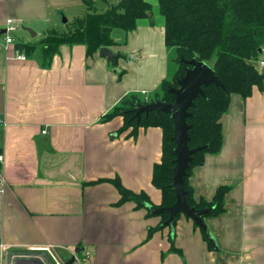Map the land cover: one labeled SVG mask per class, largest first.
Instances as JSON below:
<instances>
[{
	"label": "crops",
	"instance_id": "0c3cea01",
	"mask_svg": "<svg viewBox=\"0 0 264 264\" xmlns=\"http://www.w3.org/2000/svg\"><path fill=\"white\" fill-rule=\"evenodd\" d=\"M86 13L82 0H0V264L23 254L38 256L27 264H264V81L245 100L231 96L220 151L188 179L195 201L229 187L224 212L203 218L214 245L184 215L173 232L167 226L147 237L161 218L132 202L118 205L108 181L118 178L158 207L151 176L162 132L148 127L131 135L132 128L119 131L122 117L101 118L128 94L149 100L167 78L164 29L112 30L115 64L99 52L86 56L82 45L60 46L47 67L22 54L25 45L60 32L62 17L67 23ZM7 20L15 32H6Z\"/></svg>",
	"mask_w": 264,
	"mask_h": 264
},
{
	"label": "trees",
	"instance_id": "16d2710c",
	"mask_svg": "<svg viewBox=\"0 0 264 264\" xmlns=\"http://www.w3.org/2000/svg\"><path fill=\"white\" fill-rule=\"evenodd\" d=\"M152 1L157 3L158 14L163 19L164 46L174 54V73L170 80L161 81L149 100L134 93L123 97L101 118V122L122 117L123 124L119 131L132 128L131 135L138 128L155 127L161 130V159L152 168L151 184L161 193V203L156 208L171 207L175 203L170 180L175 159L172 154L175 148L172 120L169 115L161 113L156 116L150 112L148 115L141 114L137 122L131 111L138 103L157 100L166 104L173 103L175 96L169 90L177 88V79L184 76L188 67L184 61L195 59L209 65L221 86L202 87L204 95L197 97L194 107L188 109L187 146L189 149H201L191 157L190 166L183 178V187L186 203L190 207L195 210L211 209L202 218L215 217L224 212V197L229 187L219 186L208 202L202 198L195 201L188 179L193 168L204 164L206 156L220 151L223 140L221 118L228 110L231 96L237 95L245 100L251 95L253 87L260 90L263 88L264 71L258 69L256 63L259 66L263 58L264 0ZM82 2L87 8L84 16L67 22L63 32L51 31L36 45H25L22 52L25 58L36 56L42 66L47 67L62 45H82L86 56H92L96 52L100 53L101 48L115 45L111 38L112 30L128 33L135 30L139 21L151 19L149 0H118L115 4H108L101 12L95 10L91 0ZM108 182L119 194L118 205L132 202L137 209H145V205L150 204L145 193L135 194L125 189L118 178ZM181 215L178 213L176 220ZM147 216L153 215L147 211ZM157 217L161 218V223L156 228H149L147 237L167 227L164 225L167 215Z\"/></svg>",
	"mask_w": 264,
	"mask_h": 264
},
{
	"label": "water",
	"instance_id": "95a60500",
	"mask_svg": "<svg viewBox=\"0 0 264 264\" xmlns=\"http://www.w3.org/2000/svg\"><path fill=\"white\" fill-rule=\"evenodd\" d=\"M66 23V19H62ZM27 32L31 33L29 30ZM23 47L19 48L21 52ZM101 56L107 61L115 64L116 55L109 48L100 49ZM188 66L185 70L184 76L177 79V88L170 89L169 92L175 96L174 102L166 104L160 101H154L146 104H136V108L131 112L137 119H140L141 114L148 115L154 112L156 116L161 113L169 115L173 124V142L175 148L172 152L175 159L172 167L171 187L175 195V203L171 207L156 208L151 205H145L147 211L153 216L167 215V220L164 222L170 231H174L176 215L182 213L189 217L194 224L202 230L209 242L214 245L213 238L209 229L205 225L202 216L209 213L211 209L195 210L186 203V192L183 187V178L186 175V169L190 166L191 157L201 148L189 149L188 143V129L186 119L190 116L189 108L194 107V101L197 97L203 96L202 87L215 85L221 86L217 78L214 76L213 70L204 62H199L195 59L184 61ZM72 260L68 262L71 264Z\"/></svg>",
	"mask_w": 264,
	"mask_h": 264
},
{
	"label": "rangeland",
	"instance_id": "374dc122",
	"mask_svg": "<svg viewBox=\"0 0 264 264\" xmlns=\"http://www.w3.org/2000/svg\"><path fill=\"white\" fill-rule=\"evenodd\" d=\"M118 2V0H106V2H103V1H101V0H96V3H95V9H96V11L97 12H101V11H103V10H105L106 9V7H108L107 5L109 4H115V3H117ZM149 2H150V4H151V19H146V20H143V21H140V23H138V24H140V26H143V25H145L146 27H149V28H151V29H153V30H161L162 31V29H163V19H162V17L158 14V11H157V3L155 2V1H152V0H149ZM107 4V5H106ZM86 11H84V13H85ZM83 14H81L80 16H82ZM78 16V15H77ZM63 18H65V17H62L61 18V21H62V19ZM66 19V18H65ZM67 27H68V25H67ZM65 28H66V26H65V23L63 24V28L60 30V32H63V31H65ZM121 34L122 36L125 34H127V33H125V32H123V31H121V30H115V31H113V34H114V36H115V34ZM13 36H15V33L14 34H12ZM15 37H17V36H15ZM16 40H19V38H16ZM118 41V43H120V45H123V40H122V38L121 39H119V40H117ZM122 47V46H121ZM124 47V46H123ZM126 48H127V46H125V48H123V51H122V53H123V55L125 56V58L127 59V60H133V57H135L134 56V54H130L127 50H126ZM167 51L169 52V57H171V59H170V62H169V72H168V75H167V78H165V79H167V80H170L171 79V77H172V73H173V71L175 70V64H174V61H173V58H174V54H173V51L172 50H169V49H167ZM116 55V54H115ZM109 67L110 68H112V65L110 64L109 65ZM256 67L258 68V69H261L262 71H264V69H262L261 67H259L258 66V63H256ZM115 70H119V68L118 67H116L115 68ZM141 98H143L144 96L143 95H139Z\"/></svg>",
	"mask_w": 264,
	"mask_h": 264
},
{
	"label": "built area",
	"instance_id": "2783aa9c",
	"mask_svg": "<svg viewBox=\"0 0 264 264\" xmlns=\"http://www.w3.org/2000/svg\"><path fill=\"white\" fill-rule=\"evenodd\" d=\"M6 24H7V28H6L7 33H13L17 30V28L14 26L12 20H7ZM12 42H13V39L11 38V36L7 35L5 37V44H11ZM261 53H262L263 58L259 61V67L264 68V49L261 50ZM17 59L24 60V56L17 52ZM0 126H3V121L1 119H0ZM0 161H2L1 156H0ZM4 249H5V246L2 243H0V257L2 255ZM48 249H52V247L49 246ZM82 254L85 258L89 257L88 252H83ZM12 257H13V260H15L14 264H27L28 259L30 260L29 262H31L32 258H35L38 256H34V255H30V254H23V255H14Z\"/></svg>",
	"mask_w": 264,
	"mask_h": 264
}]
</instances>
